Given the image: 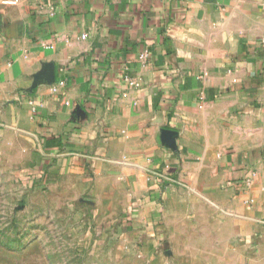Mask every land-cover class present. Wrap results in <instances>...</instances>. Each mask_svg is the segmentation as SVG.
<instances>
[{
  "label": "crops",
  "instance_id": "0c3cea01",
  "mask_svg": "<svg viewBox=\"0 0 264 264\" xmlns=\"http://www.w3.org/2000/svg\"><path fill=\"white\" fill-rule=\"evenodd\" d=\"M0 158L149 264H264V0H0Z\"/></svg>",
  "mask_w": 264,
  "mask_h": 264
},
{
  "label": "rangeland",
  "instance_id": "374dc122",
  "mask_svg": "<svg viewBox=\"0 0 264 264\" xmlns=\"http://www.w3.org/2000/svg\"><path fill=\"white\" fill-rule=\"evenodd\" d=\"M39 184L0 158V264H149L118 227L100 230L84 210L58 209Z\"/></svg>",
  "mask_w": 264,
  "mask_h": 264
},
{
  "label": "built area",
  "instance_id": "2783aa9c",
  "mask_svg": "<svg viewBox=\"0 0 264 264\" xmlns=\"http://www.w3.org/2000/svg\"><path fill=\"white\" fill-rule=\"evenodd\" d=\"M81 38L82 39H85L86 38V36L85 35H83V36H81ZM141 57L142 58H144V57H146V54H143V55H141ZM60 85H63V83H60ZM136 85V84H135ZM137 86V85H136ZM264 223V222H263Z\"/></svg>",
  "mask_w": 264,
  "mask_h": 264
},
{
  "label": "water",
  "instance_id": "95a60500",
  "mask_svg": "<svg viewBox=\"0 0 264 264\" xmlns=\"http://www.w3.org/2000/svg\"><path fill=\"white\" fill-rule=\"evenodd\" d=\"M166 135H169V133H168V132H166Z\"/></svg>",
  "mask_w": 264,
  "mask_h": 264
}]
</instances>
